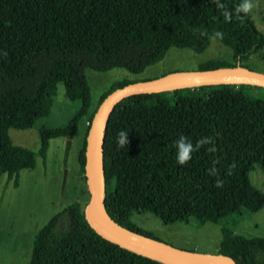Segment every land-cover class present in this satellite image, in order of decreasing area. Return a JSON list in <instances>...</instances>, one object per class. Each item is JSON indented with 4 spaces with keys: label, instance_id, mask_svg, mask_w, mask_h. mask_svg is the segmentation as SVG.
<instances>
[{
    "label": "trees",
    "instance_id": "1",
    "mask_svg": "<svg viewBox=\"0 0 264 264\" xmlns=\"http://www.w3.org/2000/svg\"><path fill=\"white\" fill-rule=\"evenodd\" d=\"M221 2L224 9H217L215 0H0V175L15 179L17 186L21 171L35 168L36 153L15 145L9 130L33 128L49 116L59 83L82 108L67 125L40 129L39 153L46 157L51 139L78 133L91 105L86 69L125 68L139 74L170 48L203 52L211 38L233 50V62L210 60L199 70L238 67L264 50V35L250 13L234 11L240 0ZM224 10L232 14L229 21ZM130 83L113 84L98 107ZM252 89L264 91L221 84L120 101L106 124L103 145L108 215L150 236L130 222L134 212L153 213L166 225L192 218L220 224L235 213L241 217L243 209H264V193L250 179L256 165L264 173V98L251 96ZM98 107L88 116L79 153L83 175L86 139ZM121 130L129 142L118 148ZM180 135L193 145L202 137L211 140L178 165L174 141ZM212 147L215 151H208ZM213 167L216 175L208 173ZM85 206L72 203L51 218L35 236L30 264H164L100 236L86 220ZM222 236L217 254L237 264H264V238L238 236L227 225Z\"/></svg>",
    "mask_w": 264,
    "mask_h": 264
},
{
    "label": "rangeland",
    "instance_id": "2",
    "mask_svg": "<svg viewBox=\"0 0 264 264\" xmlns=\"http://www.w3.org/2000/svg\"><path fill=\"white\" fill-rule=\"evenodd\" d=\"M251 3L253 6L249 13L252 21L256 29L264 35V0H251ZM216 59L233 62V50L211 38L209 46L203 52L172 47L161 61L139 74L125 68H113L104 72L86 69L85 74L91 90L88 114L81 118L75 136L70 139L59 137L50 140L46 157L39 153L40 129L63 127L82 108L81 102L68 99L63 83L58 84L49 116L38 119L33 128H11V141L36 153V166L34 169L21 171L17 186L15 179H9L7 174L0 175V264H30L36 234L52 217L70 204H87L90 200L85 174L80 170L79 153L85 140L88 116L98 107L101 98L113 84L123 80L146 81L171 72L196 71L202 64ZM241 66L264 72V50L251 55ZM249 93L253 97L264 98L263 90L252 89ZM166 98L167 95H164V102ZM68 141L71 142V150L64 182V155ZM250 179L253 185L264 193V173L261 165L255 166ZM239 215L240 213H235L220 224H202L192 218L189 222L166 225L153 213L134 212L130 222L151 237L176 248L217 254L226 225L238 236L248 239L264 238V209L257 213L243 209L241 217ZM237 220L238 224L233 225V221Z\"/></svg>",
    "mask_w": 264,
    "mask_h": 264
},
{
    "label": "water",
    "instance_id": "3",
    "mask_svg": "<svg viewBox=\"0 0 264 264\" xmlns=\"http://www.w3.org/2000/svg\"><path fill=\"white\" fill-rule=\"evenodd\" d=\"M250 85L264 88V72L247 67H222L211 70L171 72L161 77L134 82L110 93L98 107L90 125L85 149V177L90 200L85 217L90 226L103 238L139 255L164 264H237L230 256L207 254L176 248L150 236L132 231L113 220L104 206L103 145L106 124L120 101L135 94H152L174 89L210 85ZM71 142L64 155V182L68 170Z\"/></svg>",
    "mask_w": 264,
    "mask_h": 264
},
{
    "label": "clouds",
    "instance_id": "4",
    "mask_svg": "<svg viewBox=\"0 0 264 264\" xmlns=\"http://www.w3.org/2000/svg\"><path fill=\"white\" fill-rule=\"evenodd\" d=\"M217 9H224V4L221 2V0H215ZM251 0H240V3L235 6V13H243L247 14L251 8H252ZM222 15L224 17L225 21H229L231 19V13L227 10L222 11ZM215 35L219 36L220 33H216ZM211 140V137H202L197 140L196 144L193 145V143L186 139L185 136L180 135L178 139L174 141V147H175V161L178 165H184L191 159V154L199 149L202 145L208 144ZM128 133L124 130H121L117 134L116 139V145L117 147H125L128 145ZM208 151H215V148H209ZM216 169L210 168L208 169V173L210 175H216ZM219 183V181L217 182Z\"/></svg>",
    "mask_w": 264,
    "mask_h": 264
}]
</instances>
